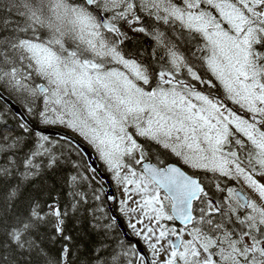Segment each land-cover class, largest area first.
I'll use <instances>...</instances> for the list:
<instances>
[{"label":"snow or ice","instance_id":"6c2138e0","mask_svg":"<svg viewBox=\"0 0 264 264\" xmlns=\"http://www.w3.org/2000/svg\"><path fill=\"white\" fill-rule=\"evenodd\" d=\"M0 264H264V0H0Z\"/></svg>","mask_w":264,"mask_h":264},{"label":"trees","instance_id":"16d2710c","mask_svg":"<svg viewBox=\"0 0 264 264\" xmlns=\"http://www.w3.org/2000/svg\"><path fill=\"white\" fill-rule=\"evenodd\" d=\"M69 226H70V227H72V225H71V224H70ZM73 234H74V233H73Z\"/></svg>","mask_w":264,"mask_h":264},{"label":"water","instance_id":"95a60500","mask_svg":"<svg viewBox=\"0 0 264 264\" xmlns=\"http://www.w3.org/2000/svg\"><path fill=\"white\" fill-rule=\"evenodd\" d=\"M106 179H107V176H106Z\"/></svg>","mask_w":264,"mask_h":264}]
</instances>
